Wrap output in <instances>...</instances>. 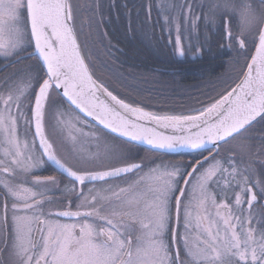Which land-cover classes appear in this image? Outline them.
I'll return each mask as SVG.
<instances>
[{
	"label": "snow or ice",
	"instance_id": "6c2138e0",
	"mask_svg": "<svg viewBox=\"0 0 264 264\" xmlns=\"http://www.w3.org/2000/svg\"><path fill=\"white\" fill-rule=\"evenodd\" d=\"M156 7L174 55L207 54L201 28L216 27L238 57L189 112L95 78L79 40L93 20L78 28L73 0H0V62L36 61L0 76V264H264V0ZM137 147L192 159L149 166ZM45 164L61 179L35 175Z\"/></svg>",
	"mask_w": 264,
	"mask_h": 264
},
{
	"label": "trees",
	"instance_id": "16d2710c",
	"mask_svg": "<svg viewBox=\"0 0 264 264\" xmlns=\"http://www.w3.org/2000/svg\"><path fill=\"white\" fill-rule=\"evenodd\" d=\"M116 1L118 8L110 7L105 11V23L102 26L105 38L97 33L96 45L100 51L107 46L108 50L106 48L104 53L107 57H102L103 53L99 50L95 53L97 56L100 55L98 60L101 58L113 66L102 64V69L94 66L95 59L86 56L88 55L86 52L88 50L93 52L94 48L85 49L79 37L82 52L94 77L107 84L114 94L126 100L144 102L150 110L185 113L200 107L198 100L204 99V92L214 85L218 86L219 81L234 75L233 62L238 59L236 51L229 53L225 46L226 41L217 28L211 32L201 28V32L207 37L205 44L207 54L199 58L192 54L179 58L173 54L171 45L167 43V34L164 35L165 38L164 36L158 38L160 28L156 31L155 23L151 22L150 38L146 36L148 33H145L144 27L148 24H142L144 20L142 15L145 11L141 4H132L130 0ZM123 1V5L126 3L132 10L131 29L122 5ZM116 77L118 79L115 83L119 84V87L112 82ZM133 151L138 153L137 162L143 163L146 156H162L172 161L180 159L184 164L192 159V154H153L139 147Z\"/></svg>",
	"mask_w": 264,
	"mask_h": 264
},
{
	"label": "rangeland",
	"instance_id": "374dc122",
	"mask_svg": "<svg viewBox=\"0 0 264 264\" xmlns=\"http://www.w3.org/2000/svg\"><path fill=\"white\" fill-rule=\"evenodd\" d=\"M114 1H116V0H73L74 7L78 8V28H79V22L81 20H83L85 22H87V20H89V19L93 20V25H92L91 31L89 32V30L87 28H85L84 34L80 35L79 37L81 38L82 45L85 49L86 48H89V49L94 48L95 51L91 52L88 50V52H86V54L88 53V55H86V56L90 57V58L93 57V59H95L94 60L95 63L93 65L97 66L98 68L103 67L102 64H104L108 67L113 66L110 62L107 63L106 61L101 60V58H100V60H98V57H100V55L97 56V54H95V53H96V50L97 51L99 50V47L96 45L97 39H98L97 33L99 32L101 34V36L105 38V33L103 32V28H102L103 23H105V20H104V15L106 13L105 11L107 9H109L113 3L117 4V1L116 2H114ZM252 2L255 3V0H252ZM123 3H124V1L122 2V5H123ZM149 3H152V5H153L152 10H151V20L148 23V26L144 27L145 33L146 34L148 33L146 35L148 38H150V36H151V30H152V28L150 27L151 22H153L157 25V29L154 28L156 31L160 28V24L163 22L162 18L158 19L155 16L157 14L156 5L161 3V0H149L148 4ZM97 5L99 7V10L97 11L96 15L93 16L92 15L93 7L97 6ZM145 9L147 10V6H145ZM145 13H146V11H145ZM101 20H102V23H99V24L95 23V21H101ZM232 27H233L234 31L239 30L238 18L233 20ZM98 28H99V30H97ZM215 28L216 27H214L212 30H214ZM219 34H221V33H219ZM85 42H86V46H85ZM106 48H107V46L102 48L101 51L99 50L100 53H103L102 57H107V56H104ZM107 50H108V48H107ZM227 50H229V49L227 48ZM179 58H182V57H179ZM106 60L109 61L108 58H106ZM21 61L24 62V64L21 65L22 67H21V69H19V71L17 70L16 72H13V69L8 70L7 72L4 73V76L9 75V74H13V73H21L22 74L23 70H25L29 65L35 64V61H33V60L22 59ZM234 67H235V65L233 66L232 69H234ZM113 79H115V80H113L112 82L115 83L118 78L116 77ZM115 84L119 87V84H117V83H115ZM118 89H121V88H118ZM260 132H261V127L257 126V128L253 131V133H251V136L253 137V139H251L248 142L249 144L253 145V153H256V155H253V157H252L255 160L256 165H259V163H260V157L258 155V153H259V139L258 138L260 136ZM85 144H87V145H85ZM84 147L85 148L88 147L87 141H85ZM178 162H181V160L180 159L173 160V161L172 160H166V163H178ZM259 171H260V169L257 167V172H259Z\"/></svg>",
	"mask_w": 264,
	"mask_h": 264
},
{
	"label": "flooded vegetation",
	"instance_id": "af4514ba",
	"mask_svg": "<svg viewBox=\"0 0 264 264\" xmlns=\"http://www.w3.org/2000/svg\"><path fill=\"white\" fill-rule=\"evenodd\" d=\"M132 4H141L142 5V9L144 11H147L145 9V6H148V2L149 0H130ZM145 12L144 14L142 15L143 19L145 18ZM140 15V14H139ZM158 19H161L162 17H159L158 14L155 15ZM165 34H167L166 32L162 33L161 32V29H159V37L160 38L161 36H164ZM165 38V36H164ZM161 42V40H160ZM22 60V59H21ZM6 61L5 62H0V76H4V73L7 72L8 70H12L13 69V72H16L17 70L19 71V69H21V65L24 64V62L20 61L19 63L15 64V65H12V66H6ZM87 145V144H85ZM89 147V145H88ZM87 147V148H88ZM163 155V154H162ZM152 161H155L157 164H159L160 162H165L166 163V158L162 157V156H146L145 159H144V164H147L149 166H151V163ZM178 163H181V162H178ZM35 175H38L41 179H45L49 176H55L57 179H61L59 173L51 166V165H48V164H45L43 165L42 167H40L39 169L36 170L35 172ZM34 177H29L28 178V186H31V181ZM67 181H64V183H66ZM62 187V185H61ZM54 199L56 200H59V199H62V197L56 195L54 196ZM51 208L53 209H56V208H59L60 205L58 204H53V205H50Z\"/></svg>",
	"mask_w": 264,
	"mask_h": 264
},
{
	"label": "water",
	"instance_id": "95a60500",
	"mask_svg": "<svg viewBox=\"0 0 264 264\" xmlns=\"http://www.w3.org/2000/svg\"><path fill=\"white\" fill-rule=\"evenodd\" d=\"M139 148H141V147H139ZM185 154H189V153H187V152H184V153H182V154H177V153H166V154H163V155H185ZM52 166V165H51ZM54 169H55V167L54 166H52Z\"/></svg>",
	"mask_w": 264,
	"mask_h": 264
}]
</instances>
